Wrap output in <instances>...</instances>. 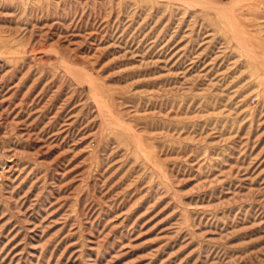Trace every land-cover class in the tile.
<instances>
[{"label": "rangeland", "instance_id": "obj_1", "mask_svg": "<svg viewBox=\"0 0 264 264\" xmlns=\"http://www.w3.org/2000/svg\"><path fill=\"white\" fill-rule=\"evenodd\" d=\"M0 264H264V0H0Z\"/></svg>", "mask_w": 264, "mask_h": 264}]
</instances>
